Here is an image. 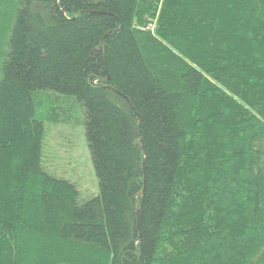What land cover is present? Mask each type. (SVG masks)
<instances>
[{
    "label": "trees",
    "instance_id": "trees-1",
    "mask_svg": "<svg viewBox=\"0 0 264 264\" xmlns=\"http://www.w3.org/2000/svg\"><path fill=\"white\" fill-rule=\"evenodd\" d=\"M0 264H264V0H0Z\"/></svg>",
    "mask_w": 264,
    "mask_h": 264
},
{
    "label": "rangeland",
    "instance_id": "rangeland-1",
    "mask_svg": "<svg viewBox=\"0 0 264 264\" xmlns=\"http://www.w3.org/2000/svg\"><path fill=\"white\" fill-rule=\"evenodd\" d=\"M155 25L156 21L149 18L148 26L155 27ZM45 100H48L46 96L40 97L42 103ZM57 100L62 105L57 114H50L46 110L40 111L42 116L45 114L47 120H50L51 154H57L61 158L62 163L66 164L67 177L77 182L86 196H95L99 193L98 180L85 138L84 126L79 124L81 105L76 98L70 96L60 95Z\"/></svg>",
    "mask_w": 264,
    "mask_h": 264
}]
</instances>
